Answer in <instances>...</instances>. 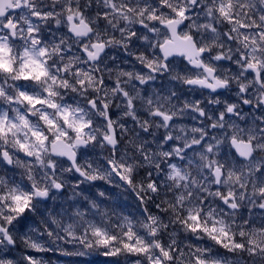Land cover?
<instances>
[{
	"label": "snow or ice",
	"instance_id": "6c2138e0",
	"mask_svg": "<svg viewBox=\"0 0 264 264\" xmlns=\"http://www.w3.org/2000/svg\"><path fill=\"white\" fill-rule=\"evenodd\" d=\"M21 247L264 264V0H0V264H53Z\"/></svg>",
	"mask_w": 264,
	"mask_h": 264
},
{
	"label": "rangeland",
	"instance_id": "374dc122",
	"mask_svg": "<svg viewBox=\"0 0 264 264\" xmlns=\"http://www.w3.org/2000/svg\"><path fill=\"white\" fill-rule=\"evenodd\" d=\"M161 39H163V37H161ZM117 55L120 57V60H128L129 63H127L126 65H123L124 67L128 68V69H132L134 66L139 68L140 66L134 65L132 62V58L131 57H127L124 56L123 53H117ZM174 62L178 65V66H183L185 64V62L183 61L182 58L180 57H176L174 58ZM161 83V81L158 79L157 81L154 82V85H159ZM184 95H191L193 98H199L202 99L203 97L201 96V93L198 92H190V91H185ZM207 95V94H204ZM222 98H227V99H232L231 96H229L228 94H223ZM189 124H192L193 122L191 120H188ZM85 189L88 191V193L90 195L94 194L95 189H89L87 185L84 186ZM100 187L103 189L106 186L105 185H100ZM117 203L120 202H124V203H132V195L131 194H124L119 196V199L116 201ZM65 247H68L69 249H71V245H67ZM24 252L25 254H31L33 256L39 257V258H43L45 260H50L53 262V264H108L109 261H111V257H104L102 255H100L98 252H94V253H90L88 256L85 257H75V256H61L58 252H48V253H36L35 251L31 250V249H25V248H16L13 252V256H15L17 259L20 257L21 252Z\"/></svg>",
	"mask_w": 264,
	"mask_h": 264
},
{
	"label": "flooded vegetation",
	"instance_id": "af4514ba",
	"mask_svg": "<svg viewBox=\"0 0 264 264\" xmlns=\"http://www.w3.org/2000/svg\"><path fill=\"white\" fill-rule=\"evenodd\" d=\"M156 51L158 52V49H157ZM160 55H162V54H160ZM174 58H176V57L174 56V57H171V58H169V59H174ZM182 59H183V58H182ZM183 61H184V60H183ZM184 62L186 63V61H184ZM196 92H198V91H196ZM199 92H200V91H199ZM204 94H208V93H207V90L204 91Z\"/></svg>",
	"mask_w": 264,
	"mask_h": 264
},
{
	"label": "trees",
	"instance_id": "16d2710c",
	"mask_svg": "<svg viewBox=\"0 0 264 264\" xmlns=\"http://www.w3.org/2000/svg\"><path fill=\"white\" fill-rule=\"evenodd\" d=\"M108 264H116V261H115V259L113 258V259H111V261H109L108 262Z\"/></svg>",
	"mask_w": 264,
	"mask_h": 264
},
{
	"label": "water",
	"instance_id": "95a60500",
	"mask_svg": "<svg viewBox=\"0 0 264 264\" xmlns=\"http://www.w3.org/2000/svg\"><path fill=\"white\" fill-rule=\"evenodd\" d=\"M175 56H177V57H181V56H179V55H175ZM169 58H171V57H169Z\"/></svg>",
	"mask_w": 264,
	"mask_h": 264
}]
</instances>
